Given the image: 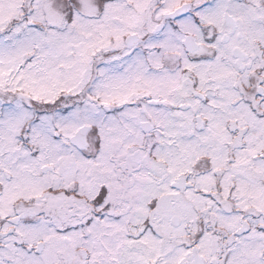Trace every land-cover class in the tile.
I'll return each mask as SVG.
<instances>
[{
	"label": "snow or ice",
	"instance_id": "snow-or-ice-1",
	"mask_svg": "<svg viewBox=\"0 0 264 264\" xmlns=\"http://www.w3.org/2000/svg\"><path fill=\"white\" fill-rule=\"evenodd\" d=\"M0 264H264V0H0Z\"/></svg>",
	"mask_w": 264,
	"mask_h": 264
}]
</instances>
